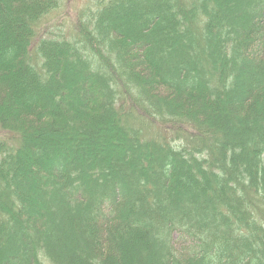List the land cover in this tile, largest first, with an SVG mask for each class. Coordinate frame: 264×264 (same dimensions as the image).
Returning a JSON list of instances; mask_svg holds the SVG:
<instances>
[{
	"label": "trees",
	"instance_id": "obj_1",
	"mask_svg": "<svg viewBox=\"0 0 264 264\" xmlns=\"http://www.w3.org/2000/svg\"><path fill=\"white\" fill-rule=\"evenodd\" d=\"M63 1L0 2L5 7L0 5V120L10 118L11 109L18 107L14 122L7 126L17 133L16 142H0V264H264V218L260 216L264 211V159L260 158L264 155V45L260 59H249L264 39V0H125L127 8L136 1L140 7L92 13L85 19L87 24L78 20L83 29L88 28L74 31L72 40L58 37L49 43L44 37L37 42L39 23ZM236 6L247 9L238 14ZM128 17L133 27L117 26ZM93 43L99 44L105 59L96 55ZM41 44L44 53L36 61ZM118 44L125 50L116 49ZM54 48L58 49L55 55ZM74 49L81 53L74 54L70 63L64 55ZM117 65L133 85L143 84L135 97L149 98L156 106L165 104L146 91L163 98V73L177 84L171 81L166 87L178 96L169 101L171 107L189 108L202 118L207 110L228 109L240 121L230 125L223 118L221 133L214 129L218 122L214 115L215 125L210 123L208 128L216 132L195 144L205 155L202 159L194 153L184 156L187 150L183 139H178L174 147L166 144L160 159H156L160 149L150 144V159L145 160L142 139L134 137L138 141L134 147L141 152L114 162L106 171L108 178L79 175L80 183L73 178L72 191L68 172L72 165L79 166L78 159L53 146L44 162L45 149L39 146L43 131L38 130L39 139L33 133L36 126H48L53 133L59 127L64 144L95 141L100 124L119 121L120 111L113 105L119 90L123 95L120 88L133 86L114 71ZM99 67L107 72L105 76L98 72L99 84H91L86 72ZM76 71L85 79L66 78ZM62 75L75 97L84 96L88 83L99 96L86 95L80 107L68 105L62 95ZM22 76L35 91L28 87L22 93ZM249 85L252 88L246 90ZM40 92H51L50 102L58 112L44 109L37 98ZM66 118L68 126L76 129L73 134L63 129ZM128 147L131 153L130 143ZM43 165L55 187L51 192L41 191L36 181L40 173L35 169L44 170ZM181 166L188 174V185L180 176ZM231 183L251 190L247 193L251 199L247 194L244 199L255 206H245L239 188ZM228 196L229 202L223 200ZM182 201L190 209L176 205ZM51 206L59 208L56 213ZM179 242L190 248L188 256Z\"/></svg>",
	"mask_w": 264,
	"mask_h": 264
},
{
	"label": "rangeland",
	"instance_id": "obj_2",
	"mask_svg": "<svg viewBox=\"0 0 264 264\" xmlns=\"http://www.w3.org/2000/svg\"><path fill=\"white\" fill-rule=\"evenodd\" d=\"M5 1V0H4ZM125 0H64L61 4L60 7H57L55 10H52L51 12H49L47 15H45V18L39 23L38 27H37V34H38V39L37 42H39V40L43 39L45 37V39L49 40L50 43V39H56L59 40L58 37H60L62 40H72L73 39V35H75V32H79V31H83L85 29L88 28V25H86V28L83 29L78 20H82L84 21L85 19L89 18V16L94 13V14H99V12H101L102 10H106V9H111V11L116 12L118 9V6L121 9H124L125 11H127L128 9L132 8L135 9L136 7H140L139 2H134L132 5H130V7H126V2H124ZM1 2V0H0ZM124 2V3H122ZM122 3V4H120ZM4 7L3 4H0ZM112 5H115V10H113L111 8ZM235 8H237L238 14H242L243 10H246L247 8H242V11L238 9V7L236 6ZM5 9V7H4ZM86 9H91L92 11L85 12ZM263 9V13H264V7ZM173 10L175 11V8H173ZM96 11V12H95ZM260 12H262V10H260ZM7 13V11H6ZM5 13V14H6ZM83 13V14H82ZM161 14H163V12H160ZM162 17V16H161ZM103 19L105 21H109V19L105 16L103 17ZM181 20V18H180ZM200 20L203 23V17L200 16ZM129 21V22H127ZM182 21V20H181ZM110 22V21H109ZM84 23L87 24V20L84 21ZM133 21H131V19L128 17L126 18L124 21L117 23V26L120 25V27L122 28H127V27H133ZM77 24V26H75ZM75 26V27H74ZM116 26V24L114 25ZM186 26V25H185ZM74 27V28H73ZM187 28V27H186ZM72 33V36H70ZM36 34V35H37ZM166 34H163V37ZM116 42L119 43V38L115 37ZM94 47L96 48V50H98V53H96V55L102 59H105V53L102 52V49L100 48L98 43H93ZM264 45V39L263 37L261 38V46L260 48H258L254 51H252V54H250L249 59L251 58L252 61L260 59L261 58V49L263 48ZM44 44H41L38 46V51L34 56V59L36 61H40V57L39 55L42 54V52L44 53ZM122 47L123 50H125V48L123 46H118L116 47V49H120ZM134 49V48H133ZM58 53V49L54 48L53 49V54H57ZM80 54L81 51L80 50H72V51H66L65 52V57L67 59V61H69L70 63L74 62V54ZM120 55H124V52H120ZM155 56V55H154ZM150 60L152 59L153 55L150 53L147 56ZM156 57V56H155ZM123 59V57H122ZM117 71L114 70L117 73H120V78L125 79L129 85L132 84V82L127 79L126 74H123V68L120 65H117ZM96 71L90 69L88 70L87 73V77L90 78L91 77V84L94 85H98V75L97 74H101L102 76H105L104 74L107 72L106 70L102 69L101 67L96 68ZM77 72V71H76ZM71 73L69 74V76L66 75L67 79H71L70 77L73 78H78V79H85V75L80 72L77 73ZM99 72V73H98ZM24 75H26V71L23 72ZM42 75H46L45 73H42ZM161 75L164 78H160V80H162L163 83V90L161 92V96H163V98H161L159 95L154 96L152 95L149 90H146L147 93L150 96H153L154 98H158V99H162L164 103L162 104H158V106H156L149 98H138L135 97V91L137 89H144L143 84L141 85H136V84H132V88L131 89H125L123 87H121L120 89L123 92V95L121 94L120 90V96H117V101L114 103L113 108L116 109V111H120V115L118 117V122L113 120V119H109L108 121L100 124L98 126L99 128V133L96 136V140L91 142L89 140V142L87 143H82L79 145H74L73 144H67V142L64 144L63 141L64 139H62L63 137H65L64 134H59L60 132V128L56 127L55 130L57 131H52V129L50 127H40V126H36V131L33 133V135H35L38 139L40 136V132L38 131L39 129H41L43 131V133L41 134V139L39 142V146H41V148H44V154L41 155V160H44L50 155V149L53 148V146H56V148L58 149L57 152H65V153H69L72 157H75L76 159H78V163L79 166H77L76 168H74V166L72 165L69 169L68 174L70 175V179H71V189L72 191L74 190V180L73 178H75L77 180L78 183H80V179H77V177L80 175H84L86 177H95V178H99V177H106L108 178L107 175V169H109L110 166H112V164H114V162H117L120 159H123L125 156L128 157V159L130 158V155H134L136 152H141V148H139L138 150L135 149V143L134 142H138L135 139H133L134 137H138L139 139H142L141 142L139 143L140 145H142L147 151L145 153V149L142 153H144V155H146L144 157L145 160L150 159V153L151 151L149 150V145L152 144L154 146L155 149H160L156 151V159H160L161 155L163 152L161 151L162 149H165L166 144H170L172 147H174L175 143L178 141V139H183V145L185 146L186 150H187V155H184L186 157H188L191 153H194V156L197 157L198 159H202V157H204V153L201 150L199 152L198 148L195 147V144L199 141V142H205L208 139V136L212 135L211 132H214L215 130L209 131L208 126L210 125V123H213V117H216L214 115H217V120L218 122H215V126L218 132L223 133L224 129L220 126L222 123L221 121L223 120V118H227L228 122L230 125L234 124L235 120L237 119L238 122L240 121V118H238V116L236 114L233 113V111H229L228 109H210L207 110V116L204 118L198 116L195 112H192V110L186 109V108H173L169 105V101H173L177 99V95L174 94L175 92L173 90H170V82H174V85L177 86L176 82L172 80L171 76H166L163 73H161ZM135 77V76H134ZM25 76H22V80H21V88H22V93L23 92H27V88L30 87V89L32 91H35L36 89L34 87H32L27 79H25ZM28 78V77H27ZM83 79V80H84ZM135 81H142V78L139 77H135ZM61 84L64 85V75H62L61 78ZM90 83L87 84L86 86V92H84V96L82 94V96H74L73 90L70 91L69 89L66 88V86L64 85V88L62 90V95L65 98V101L68 105L70 106H75V107H80L81 104H83V100L85 99L86 95L88 96H99V94L95 92V87L94 85H91ZM189 84V83H188ZM39 85H37V88L39 89ZM53 87V86H52ZM114 87V86H111ZM169 87V88H166ZM252 88V85L246 86V90H250ZM16 91H19L20 88H16ZM89 90V91H88ZM103 91V90H102ZM138 92V91H137ZM174 92V93H173ZM187 92V91H185ZM94 93V95L92 94ZM117 93V90H116ZM37 95V93H35ZM40 95L37 96V98L39 99L40 103H42L41 105L43 107H45L44 109L47 110L48 112H58L59 108H55L54 106H52L51 102H50V98H51V92L45 94L43 92L39 93ZM0 95H2L1 91H0ZM237 98H239V96H237ZM241 98H239L240 100ZM7 101V100H6ZM9 101V100H8ZM262 101V100H261ZM264 103V102H263ZM167 104V105H166ZM165 106V107H163ZM6 107V106H4ZM18 107H15L14 109L12 108L11 111L9 112L10 118H7V120L1 119L0 120V142L1 141H13L16 142V136L17 133H14V131L12 130V127H7L8 125H10L12 122H14L13 118H16L15 113L18 111L17 110ZM14 112V113H13ZM221 117V119H219ZM149 118L151 119L149 121ZM207 118L208 123H205L204 120ZM221 120V121H220ZM1 121L3 123V126H1ZM62 125L64 126L63 129H65L67 132H71V134H73V130L75 131V128H71L70 126H68V123L70 122L67 118L64 119L62 121ZM77 124H80L78 122H75ZM121 124V125H120ZM30 125V124H29ZM126 127L127 129L122 128ZM73 127V126H72ZM11 129L12 132L6 133L3 130H8ZM17 129V128H16ZM71 129V130H70ZM80 135H84L86 132L85 130L80 127ZM179 131H182L184 135H182ZM59 132V133H58ZM127 132V133H126ZM216 132V131H215ZM75 133H79V132H75ZM78 137V135H75ZM94 136V135H92ZM105 136H108L107 138ZM213 136V135H212ZM90 137V136H89ZM42 140V141H41ZM62 140V142H61ZM45 141V142H43ZM133 141V142H132ZM47 143L48 145H46L45 143ZM128 143L131 144V148L133 150H131V153H128V149L130 147H128ZM7 144V143H5ZM28 144H33L30 143L28 141ZM10 146V144H9ZM38 146V143L37 145ZM36 146L33 144V147L36 148ZM208 147H210L208 145ZM223 148V146H221L220 144V148ZM1 148V147H0ZM232 150L234 149L233 146H231ZM229 149V148H228ZM234 151V150H233ZM117 152V153H116ZM147 152H149V154H147ZM115 153V154H113ZM109 154V157H108ZM111 154H113L112 156H110ZM202 155V157H201ZM80 156V157H79ZM134 157V156H133ZM158 157V158H157ZM136 158V157H135ZM262 159H264V155L263 157H260ZM165 160V157L164 159ZM187 162L188 159H186ZM222 164V163H221ZM44 166V170L43 168L40 169H35L36 173H40L39 176H37V182L40 185V190L41 191H47V192H51L55 187L52 185L51 183V179H49L46 174H45V166ZM221 167V165H220ZM264 168V166H262ZM160 169H164V165H161ZM27 171V170H26ZM106 172V173H105ZM229 175V172L227 173L226 176ZM180 176L183 178L185 184L188 185L187 183V179H188V174L186 172V170H184L183 166H181L180 169ZM185 177V178H184ZM126 185H128V183L125 182ZM232 186H236L234 185V183H231ZM133 188V186H131ZM238 187V194L241 195V198L243 199V203L245 206H255L256 203H252L251 201H247L246 199H244L246 197V194L249 193L251 190L247 189V188H241L240 184ZM88 188V187H87ZM131 188V189H132ZM133 191H135L133 189ZM131 190V192H133ZM254 191L252 190V193ZM262 194V193H260ZM98 195V194H97ZM96 195V198L98 199L99 197ZM248 198L251 199L250 195L247 194ZM259 196V194H258ZM128 201H130L129 199H126ZM225 201H230V197L228 196V198L223 199ZM183 204H177V206H182V207H186V209H190V206H188V204L185 201H182ZM54 206H58L57 203H52ZM212 205V204H211ZM215 206V205H212ZM262 206H264V204H262ZM52 207V206H51ZM98 209V213L97 215L99 216V207L95 206ZM60 208H64V206H61ZM52 209L54 210L53 212L56 213V211L59 209L57 207H52ZM223 208L220 207V211H222ZM172 210L170 209L166 215H171L170 212ZM165 216V214H164ZM262 218H264V211L262 212V215H260ZM27 228V225L26 227ZM7 231L9 233L12 232V228L7 229ZM27 231V230H26ZM238 234V233H237ZM31 236V234H30ZM33 237V236H31ZM176 239V236H175ZM180 244H178L180 246V248H184L185 253L184 255L188 256V253L190 252V248L188 249V245H185L183 242H179ZM183 244V245H182ZM193 248V247H192ZM207 254L209 256L213 255V252H211L210 250L207 251ZM19 258H21V255L19 256ZM14 261V259H12ZM14 264V263H12ZM262 264V262H261Z\"/></svg>",
	"mask_w": 264,
	"mask_h": 264
}]
</instances>
